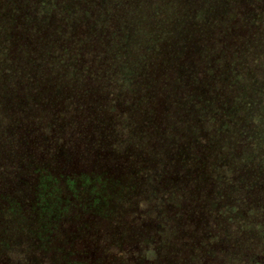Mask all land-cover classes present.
Segmentation results:
<instances>
[{"label": "rangeland", "instance_id": "374dc122", "mask_svg": "<svg viewBox=\"0 0 264 264\" xmlns=\"http://www.w3.org/2000/svg\"><path fill=\"white\" fill-rule=\"evenodd\" d=\"M142 1L140 7L128 10L123 0H58L57 4L48 0L44 9L37 0H0V52H15V63L0 66V157L16 160L27 148L6 134L24 128L18 115L5 113V106L19 105L28 72L34 69L18 56L57 48L80 52L83 45L79 41L75 45L71 30L78 36L88 32L89 45L96 49L103 44L104 32H116L110 52L119 53L116 59L123 66L111 67L114 80L109 77L108 84L117 93L122 91L125 102L134 109L131 129L114 135L112 147L99 155L87 149L80 154L82 175L102 164L95 175L100 176L99 181L87 187L77 183L73 194L69 190L67 194L63 184L48 190L40 181L42 192L50 197L45 198L47 209L36 218L18 205L30 193L33 171L23 167L21 173L17 170L20 163L9 169L6 162H0V202L15 209L13 217L6 215L2 220L0 264H178L201 257V251L212 244L226 248L234 237L240 239L244 234L236 221L237 235L229 231L228 213L223 209L236 198L227 185L233 181V173L236 175L230 165L242 169L243 175L264 170V38L254 29L251 33L249 22L236 15L244 8L260 13L264 0H187L191 2L187 13L179 15L176 8L185 0ZM26 9L33 16L27 21L31 27L51 16L61 25L62 32L54 35L55 46L51 41L47 48L34 46L37 39L31 34L20 49L21 12ZM124 10L126 20L127 13L141 20L123 26L120 17L123 19ZM111 16L112 27L107 22ZM142 23L147 32L138 29ZM237 30L240 32L234 33ZM188 50L194 52L191 71L180 67ZM86 52L92 51L88 47ZM208 52H217L212 64ZM42 56L44 62L37 72L66 75L59 63L50 65L48 55ZM150 85L157 99L146 98V104L141 94ZM119 108H125L121 102ZM14 110L16 107L11 108ZM82 128H71L66 138L78 149L83 144L79 136L85 134ZM204 142L212 148L204 162L200 161L206 173L194 180L186 171L190 170L191 153L202 150ZM248 146L251 156L237 162L232 154L240 155ZM101 173L109 174L112 186ZM18 182L27 185L20 190ZM262 197L263 193H257L259 200ZM259 204L256 215L261 220L263 200ZM190 210L206 212L210 224L204 226ZM191 219L199 223L197 233ZM256 228L260 238L257 253L245 252L244 243L235 240L237 247L230 260L225 257L216 263L255 264L262 259L260 264H264V235L261 227Z\"/></svg>", "mask_w": 264, "mask_h": 264}, {"label": "trees", "instance_id": "16d2710c", "mask_svg": "<svg viewBox=\"0 0 264 264\" xmlns=\"http://www.w3.org/2000/svg\"><path fill=\"white\" fill-rule=\"evenodd\" d=\"M37 1L40 5H43V9L48 2V0ZM57 1L58 0H54L55 4H57ZM123 1L125 7H128V10L140 7L143 4L142 0ZM188 1L185 0L184 4L176 8L177 15L182 12L187 13L185 9L190 7L191 4V2ZM68 3L69 1L66 4ZM126 11L127 10H124L123 19L120 17L123 26H127V23L133 20H141L138 17L135 19L130 17L131 13H127L129 16L126 20ZM21 13V17L24 18V20L21 19L22 22L20 23L22 26L20 30V39H22L21 41L23 42V44H20V49H24L23 45H26L28 36L31 34L37 39L34 46L44 45V47L41 48H47L50 45L49 41H51L54 46L57 44L54 35L56 32H62L59 31L61 25L57 24L52 16L47 20H43L41 23H36L35 27H31V24H27V21H31L33 16H29L27 9L23 10ZM161 14L163 15V12ZM192 14H194V12ZM29 17L31 19H29ZM112 17L113 16H111V18L108 17L107 20L110 27H112V23L109 19L111 20ZM145 17L143 18L144 23L146 21ZM147 17L149 18V16ZM236 18L248 21V24H250L249 31L252 33V29H254L256 35H259L262 39L264 38L263 4L260 13L255 12L253 9L248 10L244 8L242 12L236 15ZM102 22L103 20L99 23ZM115 26L117 27V25ZM138 29L147 32L143 27V23L140 24ZM229 30L231 32L235 31V29ZM71 32L73 38L76 39L75 45L78 44V41L83 45L80 48V52H60V48H57L55 52H34L35 54L33 55L32 52H27L21 57L18 56L19 59L24 57V60H20V62L30 63L33 65L34 69L28 72V82L27 80L25 81V87L23 88L25 94H21V102L19 105L12 107L10 105L5 106V109H8V112L5 111L6 114L11 116L10 113H12V117L13 114H16L25 123L23 124L24 128L18 129V132H15V130H8L6 134L10 135V139H17L21 145L23 144L27 148L18 159L14 160L11 157H0V162H6L7 165L10 166L9 169L12 167L15 168L16 165L20 163L21 167L17 170L21 171V173L23 172V167L33 171L30 177V193H27V196L19 201L18 204L21 210L23 209L31 218L39 216V212H42L43 209H47V205H49L45 198L50 197V195H46L42 192L39 184L40 181L47 185L46 187L48 190L49 187L55 190L56 187L58 188L60 184H63L67 194L74 193L77 189V183L82 184V187H87L89 184L99 181L100 176L95 177V175L97 174V170L100 169L99 166L102 164L95 166L92 170L87 169L86 172L83 171L84 175H82L81 169L79 168L84 164V159L80 154L85 152V149L89 150L90 153L94 155L95 153L99 155L101 152L107 151L106 149L113 146L110 142L111 138L114 135H120L121 132L130 130L133 124V117L131 115L134 114V109L130 104L125 102L124 93L122 94V91L117 93L116 90L112 89L113 86L108 84L109 77L114 80L110 74L111 67L117 64L123 66V61L119 58L116 59L119 53L115 54V52H110V42L112 38L117 37L115 36L116 32L112 34L109 31L104 32V38L102 39L103 44L99 45L98 49H96L94 45H89L91 36H89L88 32L82 36H78L76 32L72 30ZM238 32L240 31L237 30L234 33ZM223 33L228 34L226 29H224ZM11 34L14 35V33ZM11 34L6 37V42L8 43L12 41ZM117 35L118 39L121 40L120 31L118 30ZM250 36L251 34L246 38L250 39ZM88 47L92 52H86ZM101 48L106 49V52L101 51ZM245 51L246 50H243V52ZM190 52L191 51L188 50L187 53H185L186 55L182 56L184 59L180 63V67H182L181 69L183 70L188 69V71H191V69L194 68V52ZM208 53L212 64V58L216 57L217 52ZM41 54L48 55L46 60L50 65H52V62L55 64L59 63L60 68L63 70L65 69L66 75H60L58 71H53V73H51L52 76L48 73L44 75L41 72H37L38 69H41V67H39L40 63L44 62L43 56L40 57ZM14 58L15 52H0V66L8 65L11 62L15 63ZM3 60L5 63L2 62ZM114 61H118L119 63H114ZM71 62L75 64L71 66ZM124 66L127 67L126 65ZM6 73L11 74L10 69H6ZM152 90L153 88H151L150 85L142 92L141 98L144 99V103H148V100H145L146 98L157 99L154 90L153 92ZM119 98H122V100L119 101ZM120 102L125 107L123 111L119 108ZM13 107H16V110L11 111ZM82 126H85V128H82ZM78 127L82 128L81 130L85 133L79 136V140L83 143L79 149L72 146L66 139L68 137L67 135L71 134L69 133L71 128L76 130ZM75 133L78 134L77 131ZM103 141H106V143H103ZM102 145H105L106 148H101ZM15 146L18 148V145H14V147ZM151 148L152 147H150V149ZM249 148H251V146L243 150L240 155L232 154V156L237 162H245L246 159L251 156ZM210 149L212 150V148L208 147L206 142H204L202 150L191 153V165L189 166L190 168H187V170H190L186 171V174L191 175L189 177L196 180L202 179L205 176L204 173L206 172H202L200 161H202V163L204 162L203 159L206 154L208 155L211 153ZM103 156L104 155L100 157V160H103L101 159ZM94 157L95 156H93V158ZM262 159H264V157H262ZM226 164L228 163L226 162ZM230 167L232 171L236 172V175L233 173V181H229L227 185L230 189V193L236 198H234L231 203L225 205L223 211L228 213V217L225 218L229 220V231H235V236L237 235V231L234 230L233 224V221H236L242 224L241 230L244 234H242L240 239L234 237L233 240L225 246L226 248H221V246L218 247L212 244L206 251H201V254H203L201 257L192 260L184 259L178 264H205V261H210V264H226L225 262L216 263V261L224 259L225 257L230 260L233 255L232 250L237 247L235 240L238 242L240 240V242L244 243L242 246L246 247L245 252L252 254L251 251H254L257 253L258 246L260 245V238L257 236V225L261 227L260 232L264 235V230H262L264 219L258 220L256 215L257 211L260 209V201L263 200L264 202V197L260 200L257 198V193H263L264 196V170L254 173L247 172L243 175L242 169H237L233 164L232 166L230 165ZM49 168L54 169L52 173L46 171ZM105 173L101 174L103 177L105 176V181L111 184L109 181V174ZM17 185H19L21 188L20 190H22L27 184L22 185L18 182ZM20 190L18 191L19 193H21ZM68 190L70 193H68ZM51 195L54 196V193ZM65 198L68 200L67 195ZM53 200H55V198H53ZM57 201H60V199L57 198ZM195 209L197 208L195 207ZM230 210H232V212H230ZM196 211V213H193L192 210H190V213L192 212L191 215L194 216L197 214V219H202L204 226L209 225L211 217H209L206 212L200 210ZM13 212L15 213V209L12 204L0 202V228L2 227L1 225L4 224L2 220L10 216L13 217ZM221 212L222 209L220 213ZM230 214L232 216H230ZM6 215L8 216L4 218ZM225 221L226 219H224V222ZM226 223L227 221L224 223L225 227ZM190 224L195 227L196 233L201 229H199V223L192 219L190 220ZM2 237L4 239L6 238L4 233H2ZM204 255H206L207 258L204 259ZM260 263H262V259L258 261L255 260V264Z\"/></svg>", "mask_w": 264, "mask_h": 264}]
</instances>
